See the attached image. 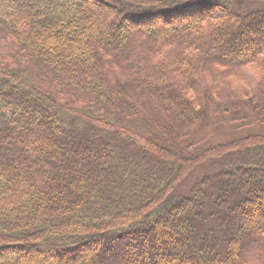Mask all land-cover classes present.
Instances as JSON below:
<instances>
[{"label": "trees", "instance_id": "16d2710c", "mask_svg": "<svg viewBox=\"0 0 264 264\" xmlns=\"http://www.w3.org/2000/svg\"><path fill=\"white\" fill-rule=\"evenodd\" d=\"M235 1L0 0V49L12 59L0 58V264H240L258 244L264 264L263 94L242 103L197 76L253 62L264 71V8ZM211 12L222 25L190 30ZM167 25L178 27V59L155 84L132 42ZM137 88L160 112L143 136L130 125L143 120ZM249 106L254 121L238 125ZM256 122L189 141L200 124ZM203 165L215 171L181 189V173Z\"/></svg>", "mask_w": 264, "mask_h": 264}, {"label": "rangeland", "instance_id": "374dc122", "mask_svg": "<svg viewBox=\"0 0 264 264\" xmlns=\"http://www.w3.org/2000/svg\"><path fill=\"white\" fill-rule=\"evenodd\" d=\"M103 1L105 3H109L111 0H103ZM182 3L183 2H181V4ZM234 6L237 9L238 7L241 8L242 11L260 9V8H264V0H242L241 2L240 0H236ZM93 9L97 10L96 12H100V13H96V15H103L105 13L108 14L107 12H104L106 10V7L101 9L96 6L93 7ZM179 14L181 13H178V15ZM208 16L202 17L205 18V20L204 19L202 20L204 22L198 24L197 26L189 27L191 28L190 30L196 29L195 31H197L198 29H201L204 31H208L214 28L215 26L222 25L223 24L222 21L224 22V20L221 17H215L214 13L212 12ZM21 21L23 22L24 20L21 19ZM180 28L181 27H179V29ZM189 28H185V30L187 31H185L184 33L190 32ZM176 30H178L177 26L176 28L168 27V25L165 27L163 26V28H161L162 34L158 36L157 35L154 36L155 37V38L153 37L154 39L153 38L148 39L147 37L140 36L137 37L136 40L132 42V46L134 48L133 56L138 57L142 60L141 66L147 70L151 68L156 71L154 72V74L151 75L149 74V72L146 74L155 84L158 83L160 76L161 78L162 75L164 76V72L166 74L168 70H171L172 67H174V63L170 64V62L172 60L178 59L177 57L179 54L178 53L179 50L178 48L176 49V44H178L179 42L174 37L173 38L171 37L177 35ZM9 53L11 52L7 49L6 50L0 49V58L3 59V63H4V59L6 62L9 63L10 60H12ZM184 53L185 54L183 55L185 56H188L190 54L189 51L186 52L184 51ZM212 68L214 72L212 73L211 77H207V75L205 73L203 74L202 72H199V74L197 75L199 77V82L202 84L203 87L205 86L204 83H206L208 87H215L216 83H218L219 85H225L226 86L225 88H227L232 95L234 93L237 96V99L241 98L242 103L248 99L249 95L254 96L255 93H258V91H260V93L262 92L263 94L262 99H264V87L259 85L260 84L259 82L264 80V71L260 67H258L257 62L247 63L245 65H240V66L230 64L227 67L215 65L212 66ZM217 92H219V96L215 98V100L223 101V98L225 97V92L223 91V89ZM181 93H183L184 96L186 93H188V96H190V92H187L186 89L182 90ZM130 94L134 99V103L136 102L138 103L139 101L136 107L138 112L140 113L139 117H143L142 121L135 120L131 122L130 125H132V127L135 129V131H137L139 135L143 136L146 133V130L148 129L149 123L151 121L150 119H152L153 117H157V119L159 118L157 116L158 113L160 114L158 105L154 97L148 96L143 91L141 92L139 88H137L136 91H132V93ZM245 96H247V98H245ZM214 97H216L215 94ZM237 99L234 98V100L232 101H237ZM256 103L257 102L255 101L251 103L250 106H253ZM250 106L248 108L243 109L244 111L240 113L239 118H244L245 120H242L244 122H238V125L248 124L254 121L253 120L254 118L250 117L251 115H249ZM257 115L259 116L258 113ZM216 125L217 127L214 131L210 128V126L207 128L204 125L201 126V124L198 125V127H194V129H191L192 131H194V133L191 135L192 138L191 136L189 137V141H195L198 138L210 140L211 137L216 139V141H221L232 134L233 135L244 134L251 129L252 131H255L256 130L255 127L258 125V123L256 122L254 123L253 126H245L241 128L237 127V125H233L235 126L234 128H236L234 131H233V126L219 127L220 123H216ZM203 168L204 170H202ZM203 168L194 169V170L192 169L185 178H184L185 171H183L181 173V176H183L181 177V180H183V184H181L182 185L181 189H185L187 186L190 187V185H192L196 180H198V178L209 175L210 173L215 171L212 168V166L207 167L206 165L204 167L203 165ZM115 198L121 199L120 196ZM262 248L263 246L262 245L259 246L258 244L257 247L253 246L252 249H248L245 258L241 261L240 264H260L262 262V259L259 258V256L256 257L255 253H258V250L260 249L259 253L263 254Z\"/></svg>", "mask_w": 264, "mask_h": 264}, {"label": "bare ground", "instance_id": "6f19581e", "mask_svg": "<svg viewBox=\"0 0 264 264\" xmlns=\"http://www.w3.org/2000/svg\"><path fill=\"white\" fill-rule=\"evenodd\" d=\"M92 6V5H91ZM94 7H96V6H94ZM203 10H195V11H191V12H189V13H183V16H188L189 18L190 17H194V16H199V15H202L203 13H201ZM205 13V12H204ZM189 14V15H188ZM209 14L207 13V14H205V15H203V16H201V17H206V16H208ZM195 18V17H194ZM200 17H197L196 19H199ZM170 219H171V213L169 212V213H166V217H165V224H164V226L163 227H160L161 228V230L162 229H164L165 231H167V229H168V227H169V223H170ZM156 229H158V227H156ZM164 231V232H165ZM4 258H9V257H2V259H1V261H4Z\"/></svg>", "mask_w": 264, "mask_h": 264}]
</instances>
